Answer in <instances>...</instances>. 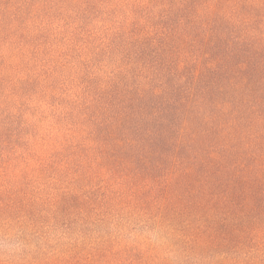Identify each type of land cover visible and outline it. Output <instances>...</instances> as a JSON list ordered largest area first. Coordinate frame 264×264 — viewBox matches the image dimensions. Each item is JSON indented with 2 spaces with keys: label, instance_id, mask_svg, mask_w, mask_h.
<instances>
[{
  "label": "trees",
  "instance_id": "16d2710c",
  "mask_svg": "<svg viewBox=\"0 0 264 264\" xmlns=\"http://www.w3.org/2000/svg\"><path fill=\"white\" fill-rule=\"evenodd\" d=\"M119 2L140 11L120 66L62 85L49 134L0 133V245L23 248L0 264H263L264 0Z\"/></svg>",
  "mask_w": 264,
  "mask_h": 264
},
{
  "label": "rangeland",
  "instance_id": "374dc122",
  "mask_svg": "<svg viewBox=\"0 0 264 264\" xmlns=\"http://www.w3.org/2000/svg\"><path fill=\"white\" fill-rule=\"evenodd\" d=\"M13 1L17 3L11 12L22 9V26L0 39V133L8 140L19 135L35 141L49 134L53 114L63 110L62 85L77 93L85 81L120 66L140 11L119 0ZM155 28L153 33L160 29ZM202 192V186L192 190L176 216V232L184 229L183 241L204 214Z\"/></svg>",
  "mask_w": 264,
  "mask_h": 264
},
{
  "label": "clouds",
  "instance_id": "9594fccd",
  "mask_svg": "<svg viewBox=\"0 0 264 264\" xmlns=\"http://www.w3.org/2000/svg\"><path fill=\"white\" fill-rule=\"evenodd\" d=\"M0 247H3L9 253V255H16L17 253L23 251V248L19 242L9 241L3 245H0Z\"/></svg>",
  "mask_w": 264,
  "mask_h": 264
}]
</instances>
